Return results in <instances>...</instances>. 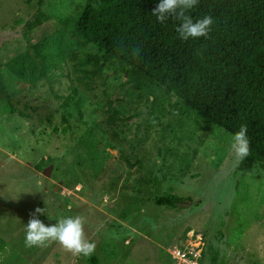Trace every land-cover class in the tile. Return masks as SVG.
Instances as JSON below:
<instances>
[{"label": "rangeland", "instance_id": "1", "mask_svg": "<svg viewBox=\"0 0 264 264\" xmlns=\"http://www.w3.org/2000/svg\"><path fill=\"white\" fill-rule=\"evenodd\" d=\"M86 3L0 0V264H264V175L240 171L231 133L188 118L178 97L116 62L88 92L70 64L44 77L30 49ZM64 48L88 51L70 35ZM165 194L193 201L157 206ZM37 207L46 226L83 216L95 252L25 247Z\"/></svg>", "mask_w": 264, "mask_h": 264}, {"label": "trees", "instance_id": "2", "mask_svg": "<svg viewBox=\"0 0 264 264\" xmlns=\"http://www.w3.org/2000/svg\"><path fill=\"white\" fill-rule=\"evenodd\" d=\"M160 0H87L78 20H65L51 38L30 49L45 78L54 81V65L67 72L69 64L85 91L100 80L107 64L116 62L165 93L180 99L188 118L234 134L248 126L251 155L240 165L244 174L264 175V0H198L188 11L193 20L210 15L207 37L183 40L178 21L164 23L152 15ZM67 35L87 52L65 51ZM139 49L136 54L135 50ZM113 60V61H112ZM64 77L73 79L69 73ZM72 86V105L82 116ZM55 132H60L54 128ZM191 198L165 194L154 202L177 209Z\"/></svg>", "mask_w": 264, "mask_h": 264}, {"label": "clouds", "instance_id": "3", "mask_svg": "<svg viewBox=\"0 0 264 264\" xmlns=\"http://www.w3.org/2000/svg\"><path fill=\"white\" fill-rule=\"evenodd\" d=\"M198 0H160V3L152 11V15L160 23H164L169 17L178 21L176 31L179 38L183 40L197 39L207 37L214 23V18L205 15L200 19L193 20L188 15V11L197 5ZM136 54L139 49L135 50ZM248 126L242 124L239 130L231 135L230 149L237 161L242 162L251 155L250 140L248 137ZM45 208L37 207L30 213V219L25 224V247L44 248L51 243H58L65 251L74 256H91L96 249V244L86 238L84 232L85 220L83 216H69L54 219L48 215L49 220H55L56 223L45 225L38 215L45 214Z\"/></svg>", "mask_w": 264, "mask_h": 264}, {"label": "water", "instance_id": "4", "mask_svg": "<svg viewBox=\"0 0 264 264\" xmlns=\"http://www.w3.org/2000/svg\"><path fill=\"white\" fill-rule=\"evenodd\" d=\"M53 169H54V166L53 165H51V166H49L48 168H46L45 170H44V175L46 176V177H50L51 176V173H52V171H53Z\"/></svg>", "mask_w": 264, "mask_h": 264}, {"label": "built area", "instance_id": "5", "mask_svg": "<svg viewBox=\"0 0 264 264\" xmlns=\"http://www.w3.org/2000/svg\"><path fill=\"white\" fill-rule=\"evenodd\" d=\"M182 258H185L186 260H188L186 254H183V255H182Z\"/></svg>", "mask_w": 264, "mask_h": 264}]
</instances>
